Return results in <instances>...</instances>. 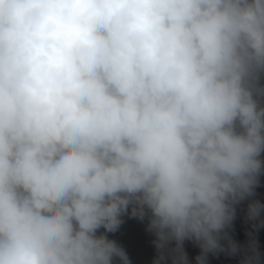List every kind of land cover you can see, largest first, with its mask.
Returning a JSON list of instances; mask_svg holds the SVG:
<instances>
[{
	"label": "clouds",
	"instance_id": "obj_1",
	"mask_svg": "<svg viewBox=\"0 0 264 264\" xmlns=\"http://www.w3.org/2000/svg\"><path fill=\"white\" fill-rule=\"evenodd\" d=\"M262 80L264 0H0V264H260Z\"/></svg>",
	"mask_w": 264,
	"mask_h": 264
}]
</instances>
